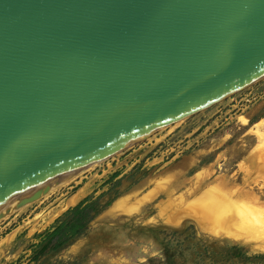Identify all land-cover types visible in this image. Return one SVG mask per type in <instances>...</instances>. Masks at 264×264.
Returning a JSON list of instances; mask_svg holds the SVG:
<instances>
[{
	"label": "water",
	"instance_id": "1",
	"mask_svg": "<svg viewBox=\"0 0 264 264\" xmlns=\"http://www.w3.org/2000/svg\"><path fill=\"white\" fill-rule=\"evenodd\" d=\"M264 78V0H0V218Z\"/></svg>",
	"mask_w": 264,
	"mask_h": 264
},
{
	"label": "rangeland",
	"instance_id": "2",
	"mask_svg": "<svg viewBox=\"0 0 264 264\" xmlns=\"http://www.w3.org/2000/svg\"><path fill=\"white\" fill-rule=\"evenodd\" d=\"M217 179L264 203V78L1 216L0 264H264L253 243L169 222Z\"/></svg>",
	"mask_w": 264,
	"mask_h": 264
},
{
	"label": "bare ground",
	"instance_id": "3",
	"mask_svg": "<svg viewBox=\"0 0 264 264\" xmlns=\"http://www.w3.org/2000/svg\"><path fill=\"white\" fill-rule=\"evenodd\" d=\"M241 89H238L237 91ZM230 95H227L226 97ZM219 101H216L215 103ZM208 107H205L202 110ZM183 119H179L169 124H173ZM163 127L156 129L155 131H152L151 133L145 136L135 139L133 142L129 143L128 145L121 147L114 152H111V155L113 153H116L117 151H121L125 148L130 147L137 140L143 139L144 137H147L148 135L162 129ZM106 157L108 156H105L83 167L74 174L70 175L69 177L55 184L54 186L51 187V189L48 192L44 193L42 197L48 196L57 188L69 183L75 178V176H77L78 173L80 174V172L83 169L89 167L91 168L92 166L96 165ZM258 168H260V166L257 167V169ZM209 173L206 172L205 174H202L203 175L202 177L204 178L208 177ZM206 189L207 190H205L202 194L196 196L194 199L190 201H186L183 198L179 199V202H177V205L175 207L176 209H174L175 211L171 216L168 217L169 222L177 223L178 221L182 220L184 217H190L198 224L199 228L204 233H207L211 236L215 233H220L219 235L226 236L232 242H236V241L250 242L253 243L255 246H257V248L264 249V203L261 202L260 196L257 193H255L254 189L250 188L246 191H244L243 189L240 190L241 188L233 189V187L227 185L225 181L223 182L222 180L219 179H217L213 185H211ZM81 194L82 193L78 194L77 196L79 197L81 196ZM120 202L119 203L117 202V205L109 212H107L106 215L113 214L119 208Z\"/></svg>",
	"mask_w": 264,
	"mask_h": 264
}]
</instances>
